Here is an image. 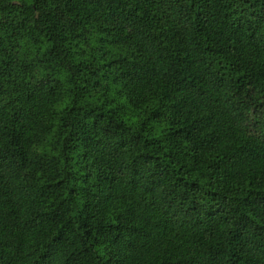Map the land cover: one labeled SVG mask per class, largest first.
Returning <instances> with one entry per match:
<instances>
[{
  "label": "trees",
  "instance_id": "1",
  "mask_svg": "<svg viewBox=\"0 0 264 264\" xmlns=\"http://www.w3.org/2000/svg\"><path fill=\"white\" fill-rule=\"evenodd\" d=\"M0 264H264V0H0Z\"/></svg>",
  "mask_w": 264,
  "mask_h": 264
}]
</instances>
